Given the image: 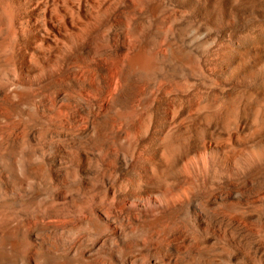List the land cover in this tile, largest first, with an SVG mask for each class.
Instances as JSON below:
<instances>
[{
    "label": "bare ground",
    "instance_id": "6f19581e",
    "mask_svg": "<svg viewBox=\"0 0 264 264\" xmlns=\"http://www.w3.org/2000/svg\"><path fill=\"white\" fill-rule=\"evenodd\" d=\"M0 264H264V0H0Z\"/></svg>",
    "mask_w": 264,
    "mask_h": 264
}]
</instances>
